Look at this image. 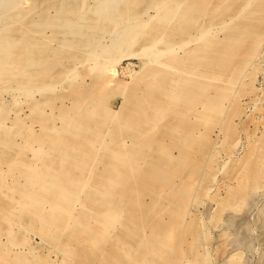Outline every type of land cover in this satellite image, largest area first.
<instances>
[{"label":"rangeland","instance_id":"1","mask_svg":"<svg viewBox=\"0 0 264 264\" xmlns=\"http://www.w3.org/2000/svg\"><path fill=\"white\" fill-rule=\"evenodd\" d=\"M119 255L264 264V0H0V264Z\"/></svg>","mask_w":264,"mask_h":264},{"label":"bare ground","instance_id":"2","mask_svg":"<svg viewBox=\"0 0 264 264\" xmlns=\"http://www.w3.org/2000/svg\"><path fill=\"white\" fill-rule=\"evenodd\" d=\"M149 105H150V103H149ZM138 107L141 108V106H138ZM135 110L137 113L138 112L142 113V114L144 113V111H142V110H139L136 108H135ZM153 110H155V109H153ZM162 112H160V113H162ZM123 118H124L123 120H125L127 118V116L126 117L124 116ZM172 120H176L175 117H172ZM145 130L146 131H144L145 132L144 134L148 133V130L146 128H145ZM79 132H83V131L79 130ZM135 136H139V135H135ZM92 142L85 143V146H87V144L93 145L96 142V140L92 141ZM131 156H132V154L126 155L122 150H118L116 154L113 153L112 161L110 162V166L106 169V173H107L106 178L107 179H96L95 178L96 182L94 184L99 185L98 183H101V186H94L90 191L94 192V194H95V192L98 189H100V192H97L100 196L96 197V194L95 195H89V204L92 205V209L94 211L93 212L89 211V213L86 216H88V215L93 216L95 214L98 219H101L104 223L109 224L111 217H108L109 214L106 212L109 210L108 204L110 205L111 203L114 202L112 195L119 194L121 197H123V193L125 191H127V192L129 191V189H128L129 180L126 177L127 175H132V176L144 175L147 178L150 177V179L157 180V181H159L161 179V176L158 172L152 171L150 169H148L147 171H141V170H138L139 167L136 168V167L132 166V164L129 162V158ZM60 165L62 166L63 163H61ZM153 167H154V165H153ZM47 181H50V179ZM45 185L49 186L50 183L45 182ZM54 185H55V187H57L56 183H54ZM51 189L55 190L57 193H60V194H62L64 192V190H62L61 188H48L47 190H51ZM3 205L5 208H7L8 203H4ZM130 205H131V208L134 210L135 215L138 217V214L136 212V211H138V209H136L135 205H133L132 202L130 203ZM113 214H116V211L113 210ZM131 219H133V216L131 217ZM158 228H159L157 231L158 235H156L154 239L160 240V239L166 238V234L168 233V231L161 228V227H158ZM94 241L96 243L93 247L99 248V244H101L102 242L99 240V238L98 239L95 238ZM118 258L120 259L119 261L123 264H139L138 261H135V262L133 261L130 263L128 261V259L122 255H119ZM146 263L147 262L145 259L140 260V264H146Z\"/></svg>","mask_w":264,"mask_h":264}]
</instances>
